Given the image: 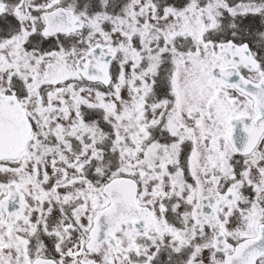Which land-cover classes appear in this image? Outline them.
<instances>
[{
  "label": "snow or ice",
  "instance_id": "snow-or-ice-1",
  "mask_svg": "<svg viewBox=\"0 0 264 264\" xmlns=\"http://www.w3.org/2000/svg\"><path fill=\"white\" fill-rule=\"evenodd\" d=\"M0 264H264V0H0Z\"/></svg>",
  "mask_w": 264,
  "mask_h": 264
}]
</instances>
